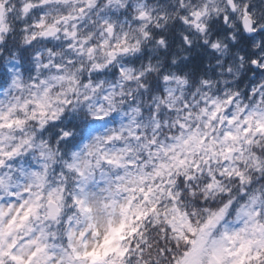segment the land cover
Returning a JSON list of instances; mask_svg holds the SVG:
<instances>
[{"label": "snow or ice", "instance_id": "6c2138e0", "mask_svg": "<svg viewBox=\"0 0 264 264\" xmlns=\"http://www.w3.org/2000/svg\"><path fill=\"white\" fill-rule=\"evenodd\" d=\"M0 264H264V0H0Z\"/></svg>", "mask_w": 264, "mask_h": 264}]
</instances>
